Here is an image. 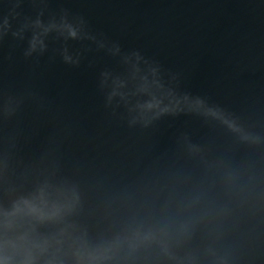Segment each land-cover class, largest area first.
<instances>
[{
    "label": "water",
    "instance_id": "water-1",
    "mask_svg": "<svg viewBox=\"0 0 264 264\" xmlns=\"http://www.w3.org/2000/svg\"><path fill=\"white\" fill-rule=\"evenodd\" d=\"M0 264H153L77 151L4 0Z\"/></svg>",
    "mask_w": 264,
    "mask_h": 264
}]
</instances>
